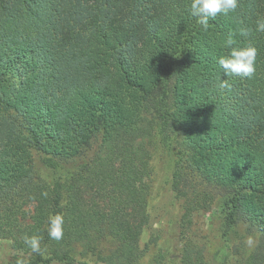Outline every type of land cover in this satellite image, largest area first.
Instances as JSON below:
<instances>
[{
  "label": "trees",
  "instance_id": "trees-1",
  "mask_svg": "<svg viewBox=\"0 0 264 264\" xmlns=\"http://www.w3.org/2000/svg\"><path fill=\"white\" fill-rule=\"evenodd\" d=\"M191 2L0 0V240L39 236L44 254L29 248L27 264H90L95 249L106 264H225L184 237L171 262L163 246L148 256L162 156L181 228L218 199L228 242L241 226L258 238L242 264H264V0L207 30ZM230 34L257 49L256 72L219 89Z\"/></svg>",
  "mask_w": 264,
  "mask_h": 264
},
{
  "label": "rangeland",
  "instance_id": "rangeland-1",
  "mask_svg": "<svg viewBox=\"0 0 264 264\" xmlns=\"http://www.w3.org/2000/svg\"><path fill=\"white\" fill-rule=\"evenodd\" d=\"M169 161L170 158L165 156L153 161L155 172L149 205L151 223L144 234L143 242H150L149 240L155 237L157 246L150 242L151 250L148 256L156 254L159 247L163 246L162 252L167 253L168 261L171 262L184 237L182 244L188 243L193 248L201 247L207 261L212 262V258H216L219 261L223 260L225 264H242L244 253L246 255V252L253 251L258 238L256 235L248 236L246 228L241 226L238 228V233L242 237L245 236L244 239L228 242L224 235L225 227L219 215L221 204L219 205L218 199L210 200L207 207H202V203L198 205L197 210L193 211L188 218L186 228L184 230L181 228L183 199L178 198L177 193L172 190L173 170ZM183 233L187 236L186 238ZM248 237H252L255 241L252 247L245 244ZM92 251L85 258L90 264H106L96 249ZM29 253L24 240H0V264H16L17 259L26 260Z\"/></svg>",
  "mask_w": 264,
  "mask_h": 264
},
{
  "label": "clouds",
  "instance_id": "clouds-1",
  "mask_svg": "<svg viewBox=\"0 0 264 264\" xmlns=\"http://www.w3.org/2000/svg\"><path fill=\"white\" fill-rule=\"evenodd\" d=\"M239 5L240 0H192L190 16L197 18V22L207 30L210 19L214 20L218 15L228 16L230 13H235ZM238 31L241 36H248L250 32L249 29L244 27H240ZM256 31L264 32V18L257 19ZM225 44L231 51L227 56H221L218 60L219 67L223 70V76L227 77V79H221L218 82L217 86L219 89H230L231 86L228 80L231 78L251 79L256 72L257 49L255 47H233L236 44V40L232 34L228 36ZM63 225V215L50 216L49 237L57 241L61 240L63 238ZM254 243L255 241L252 237H248L245 241L248 247H252ZM24 244L30 248L32 253L44 254L39 236L25 235ZM16 264H27V261L20 258L16 260Z\"/></svg>",
  "mask_w": 264,
  "mask_h": 264
}]
</instances>
